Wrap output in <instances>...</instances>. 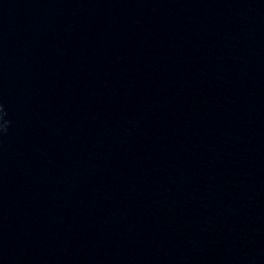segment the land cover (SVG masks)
Wrapping results in <instances>:
<instances>
[{
	"label": "water",
	"instance_id": "95a60500",
	"mask_svg": "<svg viewBox=\"0 0 264 264\" xmlns=\"http://www.w3.org/2000/svg\"><path fill=\"white\" fill-rule=\"evenodd\" d=\"M0 264H264V0H0Z\"/></svg>",
	"mask_w": 264,
	"mask_h": 264
}]
</instances>
